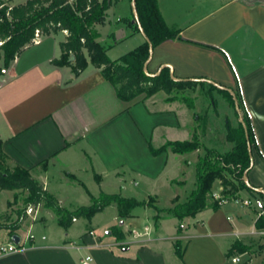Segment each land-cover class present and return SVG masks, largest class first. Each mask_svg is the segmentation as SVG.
<instances>
[{
    "label": "crops",
    "instance_id": "obj_1",
    "mask_svg": "<svg viewBox=\"0 0 264 264\" xmlns=\"http://www.w3.org/2000/svg\"><path fill=\"white\" fill-rule=\"evenodd\" d=\"M158 3L166 22L180 30L181 38L166 39L156 45L146 71L155 74L168 66L177 78L202 80L231 92L240 91L263 155L254 148L246 181L264 192V0ZM109 10L108 35L100 41L113 58L111 50L125 43L120 52L130 51L143 43L146 36L143 30L134 29L138 22L134 0H117ZM124 18L130 23L122 21ZM59 32L66 38L65 30ZM58 33H40L8 67L3 66L0 56V141L9 162L28 168L61 206L72 209L76 206L72 201L66 203L61 185L84 183L80 172L81 168L87 170V163L92 166L89 172L100 182L113 173L126 188L129 182L137 186L143 179L158 177L173 156L177 157L175 161L183 160L185 154L177 156L179 153L170 149L153 155L150 143L159 147L167 140H190L173 134L182 128L185 134L192 133L193 108L177 99L166 101L159 94L136 100L130 106V102L117 96L101 67L91 63L88 52L85 54L89 63L78 74L71 65L53 62L62 54L60 43L65 40L57 41ZM52 38L53 43L43 46ZM186 154H191V158L184 157L185 165L180 163L176 167L173 163L175 174L165 178L171 187L172 202L180 195L173 186L178 184L180 189L195 177L200 149ZM123 166L132 170L130 181ZM154 185H146L145 190L158 197L160 192ZM3 190L6 189L0 188V193ZM219 190L217 193L221 194ZM247 192L249 200L254 198L261 207L254 209L257 216L251 221L245 206L248 204L232 199L217 209L206 208L186 217L180 234L178 225L173 224V231L164 230L165 223L175 217L154 222L153 227L148 225L149 235L142 239H128L123 227L122 240L117 239L114 229L107 232V237H97L94 228H90L80 235L79 242L78 236L72 238L69 231L65 237L54 233L47 238L43 234L46 238L41 235L26 250L0 257V264H82L86 254L93 256L91 264H226L232 260L227 252L236 240L247 243L246 239L262 230L256 227V220L264 214V199ZM11 203L13 199L7 198L1 213L11 208ZM251 204L252 201L248 206ZM136 211L133 216L139 214ZM55 220L59 226L56 217ZM36 225L31 224L32 228ZM91 230L95 234H90ZM177 238L184 246L182 258L175 251Z\"/></svg>",
    "mask_w": 264,
    "mask_h": 264
},
{
    "label": "trees",
    "instance_id": "obj_2",
    "mask_svg": "<svg viewBox=\"0 0 264 264\" xmlns=\"http://www.w3.org/2000/svg\"><path fill=\"white\" fill-rule=\"evenodd\" d=\"M115 1L117 0H27L25 3L11 5L6 0H0V50L3 52L4 67L10 65L24 46L33 42L37 30L42 34H55L66 30V38L60 43L62 54L53 62L61 66L71 65L78 74L89 63L85 54L88 52L91 63L101 67L103 76L113 84L117 96L123 101L134 103L142 93L150 96L159 91L170 94L167 100H174L179 94L171 95L173 91H179L198 82H206L177 78L168 66L162 67L155 74L146 71V62L156 45L166 39L181 38L180 30L170 27L166 22L158 0H134L138 20L134 29L143 30L147 39L120 57L111 58L107 53V46L100 41L101 31L98 26L106 21L108 10ZM122 21L130 23L127 18ZM71 54L75 55L73 61L70 60ZM208 84L220 89L226 95L239 116L238 126L227 123V140L233 143L232 147L227 151L207 147L196 133L190 140H167L159 147L150 143L153 155L169 149L175 153L186 154L204 147V153L198 156L195 163L194 186L183 200L177 196L173 205L163 207L147 199L140 200L135 196L103 191L97 196L91 194V203L88 205H80L72 209L61 206L43 184L31 175L28 168L18 164L10 167L7 164L9 158L2 148L1 141L0 188L27 190L28 195L25 198L27 204L43 203L56 213L58 223L65 227L74 218H89L112 204L117 205L119 216L122 218L133 216L137 207L153 206L156 209L153 216L155 224L163 218L175 217L179 220V234L183 231V221L186 217L194 216L206 208L217 209L221 205L222 198L237 199L243 190H247L250 194L264 199V192L257 190L256 186L249 184L245 178L252 168L254 148L260 155L262 153L241 93L237 90L233 91L234 94L228 88ZM183 101L194 108L195 102L191 98L183 96ZM196 116L198 120L202 118L201 115ZM216 180L221 181L220 198H213ZM174 182L182 183L179 180ZM149 197L156 199L155 195ZM0 226L6 227L10 235L16 233L19 227L17 222L0 224ZM256 227L264 229V214L257 218ZM113 232L118 240L124 239L125 234L122 230ZM174 246L177 255L182 258L184 255L182 240L177 238ZM246 252H249L246 244L236 240L228 250L227 256L230 258L236 253Z\"/></svg>",
    "mask_w": 264,
    "mask_h": 264
},
{
    "label": "rangeland",
    "instance_id": "obj_3",
    "mask_svg": "<svg viewBox=\"0 0 264 264\" xmlns=\"http://www.w3.org/2000/svg\"><path fill=\"white\" fill-rule=\"evenodd\" d=\"M8 4H21L25 3L27 0H6ZM189 2V1H188ZM187 2V3H188ZM109 12H112L109 10ZM112 15V14H111ZM100 31L101 36L100 39L103 40L108 35V28H109V20L105 23L100 24ZM66 31V30H65ZM67 32V31H66ZM56 40L64 39V35L62 32H59L56 36ZM34 41V40H33ZM48 42L53 43L52 39H47L46 43L43 46H47ZM1 45V42H0ZM125 43L116 47V49L111 50L110 54L113 58L120 57L123 53L128 52L129 50H125L126 52L122 51L123 47H125ZM133 49V48H132ZM0 56L3 57V52L0 50ZM4 66V64H3ZM179 94L176 98L179 102L186 104L183 101V96L189 97L194 100V108H193V128L191 134H185V129L177 130L176 137L179 139H192L194 137V133L198 136L200 141L207 147H214L219 149L220 151H227L229 150L233 143L227 140V123H231L233 126H238L239 123V116L236 113L235 107L231 104L228 100L226 95L218 88L208 84V82L201 83L198 82L196 84H191L186 86L185 88L180 89L179 91H173L171 95ZM234 93V92H233ZM155 94H159L158 96H162L165 98L166 101L169 93L165 91H159ZM235 94V93H234ZM154 95V94H153ZM183 95V96H182ZM151 96V95H150ZM149 96H146L145 93L139 95L135 100H144ZM213 100V103H212ZM133 103H130L132 106ZM127 106V105H125ZM196 115H201V119H196ZM185 135V136H184ZM204 153V147L200 148V154ZM177 156H180L177 155ZM186 158H191V154H185ZM184 156V157H185ZM182 157V155H181ZM179 160L175 161L177 157L170 159V164L166 167L164 172H160L158 177L155 178H146L143 179L139 185H134L132 182L127 183V187H122L123 183L119 182L118 178L115 177V174L110 173L107 175L103 181H99L96 176H93L89 171H91L92 166L90 163H87V170L81 168V178L84 183H74V179L69 178L73 181L74 184L64 183V191L62 192L63 197L66 199V203L68 201H72L73 207H77L80 205H88L91 203V194L99 195L101 191H105L108 193H121L125 196H135L136 198L143 200L147 199L150 202H154L155 204L163 207H168L173 205L174 200L172 202V195L169 194L170 186L169 183L165 180L167 175H174L175 171L172 168V165L176 164H184L185 161ZM180 158V157H179ZM90 162V161H89ZM176 162V163H175ZM77 163V162H76ZM10 167L13 165L11 162L7 163ZM190 165V164H189ZM189 167V166H188ZM172 168V169H171ZM126 174L128 181L131 177L132 172L131 169L123 166L122 168ZM129 169V170H128ZM186 169V168H185ZM86 171H88L86 173ZM122 171V170H121ZM195 176V175H194ZM185 174L183 178H185ZM132 179V178H130ZM195 177L189 180L188 185L181 186L180 189L178 188L179 185L175 184V187L180 193L178 196L180 200H183L188 193V191L194 186ZM220 180L215 181L214 185V192L213 198H219L221 194H218L221 187ZM155 184V185H154ZM146 185H154L155 190L159 191V196L156 199L149 197V192L145 190ZM44 186V185H43ZM172 186V185H171ZM122 187V188H121ZM45 188V187H44ZM15 190L6 189L0 193V213L2 209L5 207V203L8 199H13V203H11L12 207L5 210L0 215V224H12L17 222L19 227L16 230V233L24 239L26 237L27 230L31 228V224L37 223L35 227L32 228V232L36 235V239L41 238V235L45 234L47 238H52L54 233L56 236H64L65 233L68 231L70 232V236L73 238L74 236L77 237V241H81L80 235L84 233H88L90 228H94L97 237H107L108 231L111 229L115 231H119L120 227L126 228V237L128 239L133 238L131 230L138 229L144 230L145 225H149L150 227L154 226V214L156 213V209L153 206H145V207H137L136 212L139 214L137 216H128V217H120L118 213V208L116 204L109 205L102 210L97 211L91 217H78L76 220L74 219L68 226H58L56 223L55 217L57 218L56 213L51 209L46 207L43 203L40 205V210L36 218H33V215H27L23 220H18L19 216L26 208L27 203L25 202V198L28 195V191L25 189H17L18 192L15 194ZM222 190V189H221ZM244 192L239 198V202H243V200H249V194L247 190H243ZM220 193V192H219ZM218 194V195H217ZM53 195V194H52ZM54 196V195H53ZM55 200L58 202L57 197ZM212 200V197L210 198ZM252 204L250 206L245 205L246 209L250 213V221L252 217L257 216V212L254 210H260L261 207L259 202L254 198L251 199ZM14 204V205H13ZM15 204H17L15 207ZM242 204V203H241ZM51 211V212H49ZM48 212V213H47ZM53 212V213H52ZM117 216V217H116ZM46 222L43 223L45 221ZM58 219V218H57ZM123 221V223H122ZM42 223V224H41ZM116 225L114 228H111L112 225ZM178 225L177 219L172 221H168L165 223L164 230H174V225ZM80 237V238H79ZM56 238V237H55ZM0 239L4 242L10 240V234L6 227L0 226ZM247 243L246 246L249 252L246 253H236V255L240 256L241 261L239 263H234L232 260H228L226 264H263L264 263V229L260 230L254 237L246 239ZM231 258V257H230Z\"/></svg>",
    "mask_w": 264,
    "mask_h": 264
},
{
    "label": "built area",
    "instance_id": "obj_4",
    "mask_svg": "<svg viewBox=\"0 0 264 264\" xmlns=\"http://www.w3.org/2000/svg\"><path fill=\"white\" fill-rule=\"evenodd\" d=\"M40 34V31L37 30L36 32V37H38ZM35 40V39H34ZM215 195V193H213ZM217 198V196H215ZM220 198V197H219ZM228 199H224L222 198L220 200L221 203L227 201ZM236 200H239V198H237ZM243 202L245 204H250L251 203V200H243ZM40 205L41 203H38V204H33V203H29L27 204L26 208L23 210V212L21 213V215L19 216V221L20 220H23L25 218V216H31L33 215V218L35 219L36 216L38 215L39 213V210H40ZM76 219V218H74ZM149 226L146 225L144 227V230H138V229H134L132 230V233H133V237L136 238V239H142V238H145L149 235ZM15 234V233H14ZM19 234V233H17ZM90 234H95L93 230L90 231ZM20 236V235H19ZM42 238H46L45 235L42 236ZM36 239V235L32 232V226L31 228H29L27 230V233H26V237L23 239L21 236H20V239L18 242H15L13 239H12V235H10V240L7 241V242H4L0 239V257H3L7 254H11V253H14V252H20V251H24L28 248V246L30 245V243H32V241H34ZM93 260V256L91 254H86L83 258H82V264H91ZM232 261L234 263H239L241 261V258L240 256L238 255H234L232 256Z\"/></svg>",
    "mask_w": 264,
    "mask_h": 264
},
{
    "label": "water",
    "instance_id": "obj_5",
    "mask_svg": "<svg viewBox=\"0 0 264 264\" xmlns=\"http://www.w3.org/2000/svg\"><path fill=\"white\" fill-rule=\"evenodd\" d=\"M146 39H147V37H146ZM74 59H75V55H74V54H71V56H70V60L73 61ZM146 64H147V62H146ZM249 147H250V152H252V150H251V146H250V145H249ZM245 178L247 179V175L245 176ZM122 223H123V221H122ZM12 239H13L15 242H18L19 239H20L19 234H17V233L13 234V235H12Z\"/></svg>",
    "mask_w": 264,
    "mask_h": 264
}]
</instances>
